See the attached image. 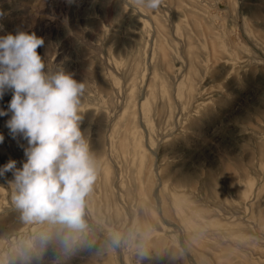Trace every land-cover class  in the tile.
Returning <instances> with one entry per match:
<instances>
[{"label": "rangeland", "instance_id": "obj_1", "mask_svg": "<svg viewBox=\"0 0 264 264\" xmlns=\"http://www.w3.org/2000/svg\"><path fill=\"white\" fill-rule=\"evenodd\" d=\"M123 1L0 0V36L35 33L44 40L37 52L46 72L63 70L86 83L81 130L98 171L85 197L86 229L73 233L76 242L68 252L62 245L68 229L23 220L16 193L0 177L7 195L0 199V264H264V0H189V12L180 16L140 6L182 40L184 32L190 34L198 94L192 101L186 81L160 70L157 79L164 78V87L142 92L149 83V52L130 41L134 24L120 11ZM167 46L183 59L186 48L181 51L177 40L168 38ZM159 94L165 99L174 94L173 100L162 104ZM11 99L6 92L0 110L7 111ZM141 112L149 132L140 126ZM10 117L0 116V168L15 160L22 169L28 145L10 134ZM131 134L141 144L142 171L140 157L119 148ZM5 175L13 182L12 172ZM171 197L180 201L173 205ZM183 201L211 222L201 224L206 233L200 243L177 227L174 207Z\"/></svg>", "mask_w": 264, "mask_h": 264}, {"label": "clouds", "instance_id": "obj_2", "mask_svg": "<svg viewBox=\"0 0 264 264\" xmlns=\"http://www.w3.org/2000/svg\"><path fill=\"white\" fill-rule=\"evenodd\" d=\"M148 9H158L163 0H134ZM44 45L35 33L18 31L0 36V99L12 92L6 126L15 139L27 141L22 169L10 160L0 168V177L13 173L14 204L22 219L52 221L68 232L63 250L71 251L76 237L86 229L85 197L92 191L98 171L89 142L81 130L80 115L86 83L63 70L45 71L37 49ZM4 136L0 135V143ZM113 240V244H118Z\"/></svg>", "mask_w": 264, "mask_h": 264}, {"label": "bare ground", "instance_id": "obj_3", "mask_svg": "<svg viewBox=\"0 0 264 264\" xmlns=\"http://www.w3.org/2000/svg\"><path fill=\"white\" fill-rule=\"evenodd\" d=\"M111 1V0H110ZM115 1V0H114ZM117 1V0H116ZM120 1V0H118ZM189 0H163L161 6L159 8H162L164 9V11L166 12H170V13H177L179 16L184 14L185 12H189V9H188V6L189 4L192 5V3H189L186 5V3L188 2ZM197 1V0H196ZM191 2V1H190ZM231 2V0H230ZM124 5L123 9L120 11L123 12V16L125 18H127L128 20H130L131 22H133V26H132V29L130 30L129 32V39L131 42L135 43L137 46H145L147 47V51L149 52L148 53V58L149 61H150V73L148 74L147 77L148 80H149V83L147 84V86H145V88H142L140 87V89L142 90V92H146V93H152L154 92L157 87L161 88L164 87V82H162L161 80L164 79L162 78L161 76V79L160 81L157 79L158 78V73L157 71L160 70L161 73L164 75V76H175L177 77V79H179V81H186L187 83V97L191 99L193 98H196V94L195 93V89H194V81H193V70H194V65L196 63V56L194 54V52L191 50V47H192V44L190 42V38L188 33L184 32V38L183 40L181 38H179L177 36V33H176V30L172 27V26H169V28L167 29L168 26H166L164 24V22L160 19V18H157V17H153L152 15L150 14H146L142 8L137 5L134 0H125L122 2ZM201 4V3H200ZM232 4V2L230 3ZM205 6V5H204ZM228 6V5H227ZM230 7V6H229ZM205 10V9H204ZM192 12V11H191ZM204 12V11H203ZM117 13V12H116ZM193 13V12H192ZM192 13H187V14H190L189 16H191ZM176 14V15H177ZM195 14V13H193ZM169 15V13H168ZM174 15V16H176ZM161 17V16H160ZM178 17V16H177ZM177 17H175V19H177ZM191 18V17H190ZM197 18V17H196ZM165 19V18H164ZM193 19V18H192ZM190 20V19H189ZM194 20V19H193ZM177 21V20H176ZM184 21V20H183ZM204 21V20H203ZM190 22V21H189ZM197 22V21H196ZM194 22V23H196ZM205 24V22L203 23ZM208 25V23H206ZM197 25V24H196ZM203 27V25H201ZM206 26V25H205ZM193 27V26H192ZM191 27V28H192ZM185 29V28H184ZM204 29V27H203ZM206 29V28H205ZM194 30V29H193ZM208 31V30H207ZM196 34L199 35V33H197V31H195ZM205 32V31H204ZM211 33V32H209ZM201 35V33H200ZM199 35V37H200ZM104 37V36H103ZM259 37V36H258ZM168 38H172L174 40H177L179 42V45H180V48H181V51L184 50V56L183 59H179V57H177L174 52H172L168 46H167V40ZM211 38V37H209ZM207 38V39H209ZM212 40V41H211ZM211 40H208L211 44V42H213V38ZM211 41V42H210ZM170 42V41H169ZM195 43V42H193ZM214 44V42H213ZM212 46L213 48L215 46ZM139 47V48H140ZM196 47V46H195ZM198 47V46H197ZM211 47V48H212ZM210 48V47H209ZM210 48V49H211ZM212 48V49H213ZM210 51V53H212V50ZM201 50V49H200ZM136 52V51H135ZM140 52V50H139ZM198 53V52H197ZM201 53V52H200ZM216 54V50H214L213 54ZM218 54L217 55H220L219 52H217ZM135 54V53H134ZM214 54V55H215ZM202 54H200L201 56ZM212 55V54H211ZM213 55V56H214ZM141 56V55H140ZM147 56V55H146ZM203 56V55H202ZM223 58L225 56L221 55ZM138 58V56H136ZM221 57V58H222ZM139 59V58H138ZM215 60L217 58H214ZM135 60V59H134ZM200 60V59H199ZM219 59H217L218 61ZM140 61V59H139ZM216 61V62H217ZM220 61V60H219ZM127 62V61H126ZM243 63V62H242ZM112 64V63H111ZM247 64V63H246ZM112 66V65H111ZM200 66V65H199ZM246 67V65H245ZM113 68V67H112ZM228 68V67H227ZM137 71V70H136ZM129 72V71H128ZM127 72V73H128ZM138 72V71H137ZM133 75V74H132ZM137 77V76H136ZM135 77V78H136ZM138 77H139V74H138ZM137 77V78H138ZM195 78V77H194ZM107 79H108V83L109 85L111 86L112 89L115 90V85H114V81L113 79L111 78V76H107ZM173 79V78H172ZM136 81V80H135ZM173 85V84H172ZM166 86V85H165ZM168 88V87H167ZM141 93V92H140ZM139 93V94H140ZM145 93V94H146ZM112 94V93H111ZM155 94V93H154ZM218 94V93H217ZM134 95V94H133ZM132 95V96H133ZM138 95V94H137ZM136 95V96H137ZM161 96L160 98V101L162 104H164L165 102H171V99L173 100V96L174 94H172L173 96H171V98H168V99H165L162 94H159ZM198 95V94H197ZM201 95V94H200ZM142 96V95H141ZM140 96V97H141ZM120 97V96H119ZM138 97V96H137ZM202 97V96H201ZM138 99V98H137ZM135 100V99H134ZM92 101V99H91ZM192 101V100H191ZM113 103V102H112ZM118 104V103H117ZM202 105V103H201ZM160 106V105H159ZM170 108V107H169ZM168 108V109H169ZM178 108V107H177ZM162 109V108H161ZM92 112V110H90ZM138 111V110H137ZM140 112V111H139ZM170 112V110H169ZM142 113V117L140 118V126H142L146 131L149 132L150 128H148V124L146 123L145 121V115H144V112H141ZM155 113V112H154ZM252 131V130H251ZM136 134H131V140L128 141V140H123L119 143V148L121 149L122 152L126 151V150H131L132 153L134 155H137L139 156V160H138V164H139V171H142L144 168V163H145V160L144 158L142 157L143 156V151L141 149V144L139 143L138 139H136ZM130 139V138H129ZM256 140V139H255ZM149 142V140H148ZM152 145V144H151ZM13 146V145H12ZM150 149V148H149ZM24 151V150H23ZM151 151V149H150ZM153 151V150H152ZM19 160V159H18ZM161 160V159H160ZM159 160V161H160ZM133 164V163H132ZM137 164V162H136ZM258 168V167H257ZM243 170V169H242ZM132 171H134L132 169ZM255 172V171H254ZM133 173V172H131ZM169 175V174H168ZM188 175V174H187ZM167 176V175H166ZM190 177V175H189ZM4 182H6L7 184V190H9L10 192H13V193H16V189H15V186L12 184L13 182H11V179L10 177H8V175H4L1 177ZM134 178V177H133ZM143 178V177H142ZM161 179V178H160ZM179 179V178H178ZM108 180H109V176L107 174V172H105V175L103 176V182H104V185H107L108 183ZM134 180V179H133ZM191 180V179H190ZM110 181V180H109ZM181 182V181H180ZM188 182V181H187ZM116 183V182H115ZM161 183V182H160ZM128 185V184H127ZM133 185H134V182H133ZM108 186V185H107ZM135 186V185H134ZM137 186V185H136ZM162 186V185H161ZM127 187V186H126ZM125 187V188H126ZM132 187V186H131ZM163 187V186H162ZM124 188V189H125ZM128 189V188H127ZM134 189V188H133ZM157 189V188H156ZM129 190V189H128ZM162 190V189H161ZM134 191V190H133ZM140 191L143 192L142 189H140ZM157 191V190H155ZM215 191V190H214ZM126 192V191H125ZM169 192V191H168ZM145 194V192H143ZM129 194V193H128ZM158 194V192H155V198H156V195ZM218 195V194H217ZM116 196V195H115ZM132 196V194H131ZM170 196V195H169ZM222 196V195H221ZM7 195L4 194V191H2L0 189V199L3 198V199H6ZM140 199V198H139ZM222 199V197H221ZM171 204H175V201L179 202L180 201V198L179 197H176V198H170L169 199ZM220 202V201H219ZM181 205L182 206H179V207H174V210H175V213L177 215V218L179 220V225H177V227L180 229V233L182 232L183 235H185L186 237L194 240V241H197V242H202L201 238H203V235L206 233L202 228H200L201 224L202 223H208L210 224L211 222L209 221H205L203 222L202 219H205L206 216L204 215H201V214H197L195 212H193L190 208L189 205H187V203H185L184 201L181 202ZM215 205V204H214ZM233 205V204H232ZM158 207H162V203L160 202V200L158 201ZM176 206V205H175ZM228 206V205H227ZM219 207V206H218ZM3 208V207H2ZM5 208V207H4ZM14 208L13 206L11 207V209ZM230 208V207H229ZM3 210V209H2ZM233 210V209H232ZM5 211V210H4ZM8 211V210H6ZM142 212V211H141ZM214 213V212H213ZM85 215V214H84ZM117 215V213H116ZM120 217V216H119ZM161 217V216H160ZM116 220V218H115ZM119 220V219H118ZM162 220V219H161ZM38 222V221H37ZM238 222V221H237ZM245 223V222H244ZM129 224V223H128ZM173 226V225H172ZM131 227V226H130ZM157 227V226H156ZM254 227V226H253ZM92 228V227H91ZM160 229V228H159ZM239 230H242V228H238ZM245 228H243L244 230ZM37 230V229H36ZM162 230V229H161ZM213 231V230H212ZM246 231V229H245ZM249 231V229L247 230ZM210 232V231H208ZM152 233V232H151ZM181 235V234H180ZM216 235V234H215ZM107 237V236H106ZM220 239V238H219ZM110 241V240H109ZM187 241V240H186ZM17 242V241H16ZM159 242H156L158 245H159ZM212 242V241H211ZM228 242H231L228 241ZM238 242V241H237ZM191 243V242H189ZM214 243V242H212ZM216 243V242H215ZM154 244V243H153ZM232 244V243H231ZM155 245V244H154ZM182 245V244H181ZM217 245V244H215ZM183 246V245H182ZM239 246V245H238ZM223 247V246H222ZM234 247V246H233ZM155 248V247H154ZM157 248V247H156ZM224 248V247H223ZM160 249V248H159ZM158 249V250H159ZM215 249V248H214ZM235 250V248H234ZM184 251V250H183ZM203 251V250H201ZM236 251V250H235ZM3 252V251H2ZM185 252V251H184ZM204 252V251H203ZM238 252V250L236 251ZM194 253V252H193ZM206 253V252H204ZM209 253V252H208ZM207 254V253H206ZM239 254V253H238ZM187 255V254H186ZM242 255V254H241ZM188 256V255H187ZM210 256V255H209ZM240 256V255H239ZM241 257V256H240ZM190 258V257H189ZM192 259V262L194 261L193 258ZM214 259V258H213ZM245 261V258L244 260ZM122 262V261H121ZM255 262V261H254ZM189 263V262H187ZM225 263V261H224ZM258 263V262H257ZM195 264V263H194Z\"/></svg>", "mask_w": 264, "mask_h": 264}]
</instances>
